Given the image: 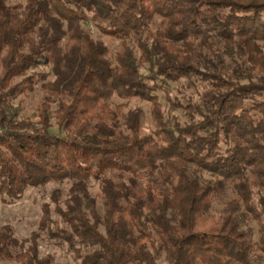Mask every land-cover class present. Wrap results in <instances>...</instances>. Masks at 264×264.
Returning <instances> with one entry per match:
<instances>
[{
	"label": "trees",
	"instance_id": "trees-1",
	"mask_svg": "<svg viewBox=\"0 0 264 264\" xmlns=\"http://www.w3.org/2000/svg\"><path fill=\"white\" fill-rule=\"evenodd\" d=\"M48 184L0 263L264 264V0H0V200Z\"/></svg>",
	"mask_w": 264,
	"mask_h": 264
},
{
	"label": "rangeland",
	"instance_id": "rangeland-1",
	"mask_svg": "<svg viewBox=\"0 0 264 264\" xmlns=\"http://www.w3.org/2000/svg\"><path fill=\"white\" fill-rule=\"evenodd\" d=\"M23 0H13L18 2ZM92 34L95 39H101L104 41L111 51L117 48L118 43L110 40L108 37L99 35V33L92 28ZM45 72L47 68L41 69ZM175 93V92H174ZM42 91L39 88L28 95L26 98H22L20 102H15V105L19 104L21 111L20 114L23 117H33L35 115V109L40 99L42 98ZM130 105L133 108L141 107L145 112L144 118V133H148L150 129L148 120V106L146 104H140L134 100L130 101ZM58 187H64L57 184H48L45 187L29 189L24 194L23 198L11 205L3 204L0 200V228L3 226H10L13 230L14 236L22 241L29 239L33 233L38 231V225L41 218V205L43 202H48V196L50 192ZM91 192L94 194L97 192L96 186L91 188ZM38 251L40 257L45 258L50 255L52 257L51 264H76L71 254L67 251L66 246L58 245L56 241L48 239L45 234H41V238L38 241ZM0 264H15L14 262H1Z\"/></svg>",
	"mask_w": 264,
	"mask_h": 264
}]
</instances>
